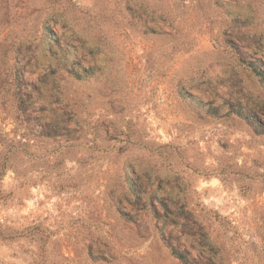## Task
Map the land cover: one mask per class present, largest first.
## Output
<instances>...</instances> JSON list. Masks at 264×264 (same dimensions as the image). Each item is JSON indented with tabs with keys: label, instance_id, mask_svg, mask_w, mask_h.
<instances>
[{
	"label": "rangeland",
	"instance_id": "rangeland-1",
	"mask_svg": "<svg viewBox=\"0 0 264 264\" xmlns=\"http://www.w3.org/2000/svg\"><path fill=\"white\" fill-rule=\"evenodd\" d=\"M0 264H264V0H0Z\"/></svg>",
	"mask_w": 264,
	"mask_h": 264
}]
</instances>
